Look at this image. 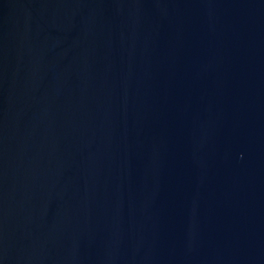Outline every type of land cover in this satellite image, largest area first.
I'll return each mask as SVG.
<instances>
[{"label":"water","instance_id":"95a60500","mask_svg":"<svg viewBox=\"0 0 264 264\" xmlns=\"http://www.w3.org/2000/svg\"><path fill=\"white\" fill-rule=\"evenodd\" d=\"M0 264H264V0H0Z\"/></svg>","mask_w":264,"mask_h":264}]
</instances>
